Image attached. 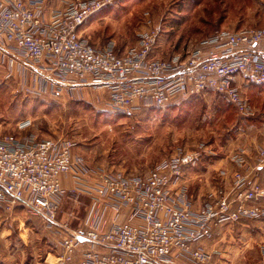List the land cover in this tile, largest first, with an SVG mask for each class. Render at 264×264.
<instances>
[{"label":"built area","instance_id":"obj_1","mask_svg":"<svg viewBox=\"0 0 264 264\" xmlns=\"http://www.w3.org/2000/svg\"><path fill=\"white\" fill-rule=\"evenodd\" d=\"M50 1L0 0V67L10 75H30L39 93L103 90L110 107L126 115L179 96L218 94L240 113L252 114L241 88L264 86V28L222 30L186 55L159 59L157 28L126 52L96 47L81 36L89 19L120 0H72L47 15ZM75 149L66 138L0 139V205L22 207L63 235L56 264H73L79 254V264H209L217 251L195 245L214 240L217 228L264 220V185L241 171L222 170L231 185L216 186L196 205L187 173L199 164L202 150L180 146L149 173L130 176L91 167ZM234 152L231 161L242 168L245 152ZM255 167H264V148ZM64 176L73 179V196L92 200L84 230L71 231L59 218L67 194ZM109 213L112 225L105 229Z\"/></svg>","mask_w":264,"mask_h":264},{"label":"rangeland","instance_id":"obj_2","mask_svg":"<svg viewBox=\"0 0 264 264\" xmlns=\"http://www.w3.org/2000/svg\"><path fill=\"white\" fill-rule=\"evenodd\" d=\"M84 26L88 42L96 47L110 45L121 52L137 47L144 33L157 28L154 56L169 59L186 55L222 30L264 28V0H120ZM2 71L0 139L6 135L38 141L71 139L76 144L75 153L89 166L130 176L149 173L180 146L202 150L199 164L187 175L207 176L210 183L204 188L192 186L190 195L195 202L215 192L219 176L214 167L220 168L226 156L244 147L247 137H257L248 126V115L218 94L179 96L163 107L126 115L110 107L103 90L74 96L39 93L30 75ZM254 105V116L259 117L264 113V95L255 99ZM244 158L254 161L246 154ZM66 191L60 220L68 223L71 231L86 229L85 194L77 198L70 189ZM220 230L221 241L217 242L225 248L231 233L238 229L228 225ZM62 237L26 209L9 210L0 205V264H56L62 253ZM242 241L247 242V238ZM249 255L247 264L260 256L259 247ZM76 259L73 264H79L80 254Z\"/></svg>","mask_w":264,"mask_h":264},{"label":"crops","instance_id":"obj_3","mask_svg":"<svg viewBox=\"0 0 264 264\" xmlns=\"http://www.w3.org/2000/svg\"><path fill=\"white\" fill-rule=\"evenodd\" d=\"M72 0H52L50 1V4L48 5V13L47 15L50 14V10L52 8H65L66 5ZM99 17L98 15L93 16L91 19H89L86 23L95 20ZM85 23V25H86ZM83 27H85L83 25ZM83 27L80 29V34L81 36L86 39L87 37L84 36L83 33ZM9 52L12 53L13 47H9ZM18 59L23 61V57L21 55H17ZM5 70V68L0 67V72L2 73ZM4 73V72H3ZM16 73H23L21 71L16 72ZM23 75V74H22ZM28 77V76H27ZM88 90L90 91H96V92H102V90H93V89H86L85 91L81 92L82 94H85ZM104 93H107L106 91H103ZM241 93L242 95L247 98L252 114L250 116H247V123L248 126H250L255 133L256 138L247 137L246 142L244 144V147H238V149H243L245 154L249 156L250 160L256 161L257 159V154L260 149L264 148V113L260 114L259 117H255V105L253 106V102L255 99L260 97V95H264V86H251L247 84H243L241 88ZM108 94V93H107ZM262 108V107H261ZM253 117V118H252ZM257 142L259 143L257 145ZM246 147V148H245ZM256 152H255V150ZM256 153V155H254ZM232 154L229 156H226L221 162H220V168L219 167H214L218 169V176H219V183L218 185H226L230 186L231 185V180L230 179H223L220 176V171L222 170H227L229 174L235 172V171H241L245 174H250L252 181H258L264 185V167L257 168L256 169V162H247L245 166L242 168L237 167L235 164L232 163V161H228L230 159ZM222 164V165H221ZM235 165V166H234ZM235 167V168H233ZM200 175L196 177H190V189L192 186H200L201 188L205 187L206 185H209L210 181L205 177H199ZM205 176V175H204ZM63 183L64 187L66 190L71 189L73 186V179L71 176H64L63 177ZM200 184V185H199ZM86 203L84 204L85 207V212L87 213L86 217L89 216L91 206H92V200L90 196L84 195ZM206 200V199H205ZM204 200V201H205ZM199 199H196V205H200V203L204 202ZM17 207V206H15ZM14 207V208H15ZM77 217V216H76ZM112 215L109 213L106 219L105 223V229L110 228L112 225ZM79 221V220H77ZM228 226V225H226ZM236 229V232L231 233V238H230V243L224 248L222 247L219 242L221 241L220 237L222 234L221 228L215 229V237L214 240L212 241H205L202 244H197L195 247L202 246L203 248L209 250V251H217L215 254H213V259L212 262L209 264H247L245 260L250 257L249 253H251V250L253 248L255 249L256 247H259V252L260 256L256 258V260L250 264H263L264 263V220L260 219H243L238 223H235L234 225ZM86 227V226H85ZM225 227V226H224ZM84 230V229H82ZM242 238H247V242L242 241ZM256 238V239H254ZM231 239L234 241H231ZM220 240V241H219ZM219 241V242H217ZM242 242V244H241ZM243 245V246H242ZM76 259V258H75ZM77 260V259H76Z\"/></svg>","mask_w":264,"mask_h":264},{"label":"trees","instance_id":"obj_4","mask_svg":"<svg viewBox=\"0 0 264 264\" xmlns=\"http://www.w3.org/2000/svg\"><path fill=\"white\" fill-rule=\"evenodd\" d=\"M118 3V2H117ZM116 4V3H115ZM114 5V4H113ZM113 5H110V6H108V7H106V8H104L102 11H100L98 14L100 15V14H102V13H105L106 12V10L108 9V8H110L111 6H113ZM97 14V15H98ZM232 104V103H231ZM234 106V105H233ZM155 110V109H154Z\"/></svg>","mask_w":264,"mask_h":264}]
</instances>
